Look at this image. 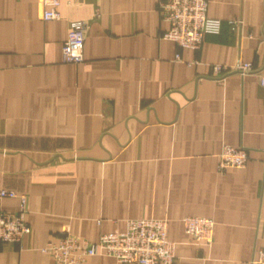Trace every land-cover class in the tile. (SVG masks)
<instances>
[{
  "label": "crops",
  "instance_id": "crops-1",
  "mask_svg": "<svg viewBox=\"0 0 264 264\" xmlns=\"http://www.w3.org/2000/svg\"><path fill=\"white\" fill-rule=\"evenodd\" d=\"M58 1L44 19L42 0H0V189L26 195L30 227L0 242V264H54L41 248L61 227L94 241L140 217L169 220L174 264H250L264 250V0H207L220 28L198 49L161 36L159 0ZM73 20L84 60L65 63ZM238 60L258 72L213 76ZM224 145L244 147L243 167L217 169ZM184 215L213 219L211 244Z\"/></svg>",
  "mask_w": 264,
  "mask_h": 264
},
{
  "label": "built area",
  "instance_id": "built-area-1",
  "mask_svg": "<svg viewBox=\"0 0 264 264\" xmlns=\"http://www.w3.org/2000/svg\"><path fill=\"white\" fill-rule=\"evenodd\" d=\"M44 19H58V0H42ZM207 0H159L158 11L167 28L161 36L179 47L198 49L206 33H216L220 20L206 13ZM231 27L241 23V19L229 21ZM83 20H73L68 24L66 36L61 46V60L65 63H80L84 60L83 41L87 30ZM179 58L178 54L175 55ZM213 76L223 77L228 73L241 75L258 72L249 61L238 60L228 65L212 66ZM259 83L264 86V74L258 73ZM247 161L244 147L224 145L217 154V169L243 167ZM4 196L18 198V208L6 211L0 207V242L17 243L30 232L26 222V195L12 190L0 189V199ZM184 232L191 239L207 245L213 240L212 218L200 215H184L180 219ZM169 220L166 217H140L125 220L123 230L101 232L96 240L89 241L73 234L67 226L59 229L56 241H49L41 248L47 252L54 264H87L93 256L112 257L118 262L132 264H174L175 241L167 236ZM250 264H264V250L258 249Z\"/></svg>",
  "mask_w": 264,
  "mask_h": 264
}]
</instances>
